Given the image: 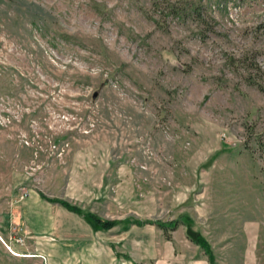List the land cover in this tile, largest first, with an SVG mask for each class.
Listing matches in <instances>:
<instances>
[{"label": "rangeland", "instance_id": "obj_1", "mask_svg": "<svg viewBox=\"0 0 264 264\" xmlns=\"http://www.w3.org/2000/svg\"><path fill=\"white\" fill-rule=\"evenodd\" d=\"M40 193L261 247L264 0H0V264L116 239Z\"/></svg>", "mask_w": 264, "mask_h": 264}, {"label": "crops", "instance_id": "obj_2", "mask_svg": "<svg viewBox=\"0 0 264 264\" xmlns=\"http://www.w3.org/2000/svg\"><path fill=\"white\" fill-rule=\"evenodd\" d=\"M180 208L184 209V215L189 217L193 223L194 215L190 213L188 206ZM194 211L198 216H201V212L197 208ZM205 211L209 213V210ZM110 219H115L116 223L106 229L116 227L118 231L115 230L113 234L116 239L113 242L106 241L109 246L91 250L80 249L82 252L79 254L86 255V257L75 258L78 262L72 264H210L203 249L189 239L185 226L181 222H178L174 228L167 229L166 232L169 236H166L164 229L154 223L143 222L144 219L140 217L123 216ZM160 220L163 221V219ZM122 223H126V225ZM222 232L224 235V231ZM199 233L209 243L213 254L211 264H264V244L261 247H256V238L252 230H241L239 233L241 238L237 237L240 239L239 242L238 239L236 242H230L231 237H234L230 233L223 236L224 241H222L219 260L215 258L214 248L209 238L200 231Z\"/></svg>", "mask_w": 264, "mask_h": 264}, {"label": "trees", "instance_id": "obj_3", "mask_svg": "<svg viewBox=\"0 0 264 264\" xmlns=\"http://www.w3.org/2000/svg\"><path fill=\"white\" fill-rule=\"evenodd\" d=\"M40 196L44 198L47 201L57 203L64 208H66L69 211H72L82 217L85 221L92 223L94 226L98 228H109L113 224L116 223L115 219H110V218H105L102 217L94 212L91 211H83L78 205L68 201L67 199L63 197H58V196H47L42 193H40ZM138 221V220H136ZM143 222H150L154 223L158 227H161L162 229L166 230L167 229H172L174 228L178 222H183V223H189L188 217L186 215H182L180 218H173L168 220L167 222L161 221L159 219H145ZM189 239H191L193 242L198 244L206 254L208 261L210 264L213 262V254L210 249L209 243L207 240L199 233V232H192L190 230H187ZM166 236H169L168 233H165Z\"/></svg>", "mask_w": 264, "mask_h": 264}, {"label": "built area", "instance_id": "obj_4", "mask_svg": "<svg viewBox=\"0 0 264 264\" xmlns=\"http://www.w3.org/2000/svg\"><path fill=\"white\" fill-rule=\"evenodd\" d=\"M6 245V247L8 248V249H10V247L7 245V244H5Z\"/></svg>", "mask_w": 264, "mask_h": 264}]
</instances>
